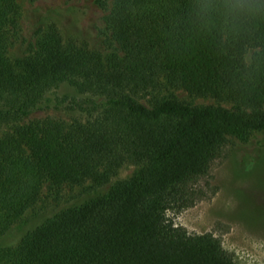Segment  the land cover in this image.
<instances>
[{
    "label": "trees",
    "instance_id": "1",
    "mask_svg": "<svg viewBox=\"0 0 264 264\" xmlns=\"http://www.w3.org/2000/svg\"><path fill=\"white\" fill-rule=\"evenodd\" d=\"M107 10V0H95ZM224 0H112L107 54L55 23L21 58L8 56L19 8L0 0V109L24 117L62 84L104 95L85 121L42 120L0 139V239L38 202L43 186H102L128 159L140 169L106 193L67 208L0 247V264H236L211 233L190 235L169 213L192 207L229 137L264 131V0L229 13ZM248 50L253 54L245 59ZM166 84L220 105L177 99L147 107L128 89ZM7 110V111H6Z\"/></svg>",
    "mask_w": 264,
    "mask_h": 264
},
{
    "label": "rangeland",
    "instance_id": "2",
    "mask_svg": "<svg viewBox=\"0 0 264 264\" xmlns=\"http://www.w3.org/2000/svg\"><path fill=\"white\" fill-rule=\"evenodd\" d=\"M19 11L10 33L8 56L21 58L35 46L41 29L55 23L65 38H76L91 50L107 54V10L99 8L95 0H15ZM253 54L248 50L245 59ZM124 97L144 106L154 101L177 99L190 106H231L211 98L193 97L184 90L163 84L155 91L128 89ZM8 103L15 106V99H0V109ZM108 106V99L101 94L79 92L66 84L46 94L40 107L21 117L6 112L0 121V139L22 125L36 121L56 120L67 124L85 121ZM7 111V110H6ZM141 165L128 159L120 166L106 185L87 182L81 186H62L54 189L43 186L37 204L27 211L0 239V247L16 245L28 232L45 220L67 208L80 206L91 198L106 193L117 182L133 176ZM199 186L203 197L192 207L178 214L169 213L172 222L190 235L211 233L236 264H264V131L254 132L246 138L229 137L209 168Z\"/></svg>",
    "mask_w": 264,
    "mask_h": 264
},
{
    "label": "clouds",
    "instance_id": "3",
    "mask_svg": "<svg viewBox=\"0 0 264 264\" xmlns=\"http://www.w3.org/2000/svg\"><path fill=\"white\" fill-rule=\"evenodd\" d=\"M223 6L229 13H245L254 10L252 0H224Z\"/></svg>",
    "mask_w": 264,
    "mask_h": 264
}]
</instances>
